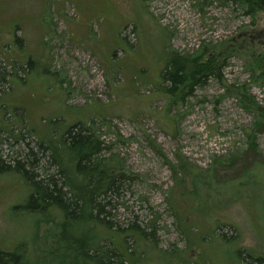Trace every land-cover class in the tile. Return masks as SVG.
<instances>
[{
	"label": "rangeland",
	"instance_id": "rangeland-1",
	"mask_svg": "<svg viewBox=\"0 0 264 264\" xmlns=\"http://www.w3.org/2000/svg\"><path fill=\"white\" fill-rule=\"evenodd\" d=\"M250 23L251 17L237 5L219 0L205 4L198 0H0V64L9 74L13 70L10 82L0 87V106L8 111L5 118L13 122L16 132L22 122L15 121L21 116L40 135L62 133L76 120L94 118L111 151L139 176L127 196L132 214L143 226L155 213L159 248L183 249L186 240L168 205L177 193L170 166L177 163L179 152L205 171L239 149L244 150L242 156L251 155L245 128L251 126L253 116L234 97H221L223 89L210 80L188 96L180 110L170 112L169 116H176L172 124L163 115L166 96L159 93L165 52L173 48L192 53L204 41H223ZM257 27L264 29V19ZM244 64L231 58L224 69L226 78L248 80ZM27 66V72L20 69ZM251 92L264 103V88L252 85ZM2 113L0 109V118ZM23 132L26 141L34 144L35 138ZM151 139L163 156L152 148ZM256 143L258 153L248 159L252 158L247 168L251 179L254 164L259 160L257 165H264V133H257ZM4 153L16 156L9 144ZM224 162L222 166L229 164ZM185 177L191 188V177ZM261 181L262 185L252 180L242 186L244 191L230 203H214L199 212L205 231L215 227L216 218L233 224H223L213 237L203 239V256H209L203 264H246L247 251L264 253ZM24 189L17 175H0L1 245L29 231V219H16L10 210L23 199ZM235 247L242 250L238 256Z\"/></svg>",
	"mask_w": 264,
	"mask_h": 264
},
{
	"label": "trees",
	"instance_id": "trees-1",
	"mask_svg": "<svg viewBox=\"0 0 264 264\" xmlns=\"http://www.w3.org/2000/svg\"><path fill=\"white\" fill-rule=\"evenodd\" d=\"M205 1L213 0H198V4ZM219 1L237 5L251 17V23L249 27L241 26L223 41L215 44L204 41L192 53H181L173 48L165 52L168 57L164 59L159 87V93L165 94L167 99L163 115L175 123L176 116H169L170 112L180 110L196 89L215 80L223 89L221 97H234L238 105L253 116L251 126L245 128L246 146L251 155L242 156L244 150L239 149L232 157L217 159L215 166L205 171L197 168L182 152L177 154V163L170 166L177 193L170 196L168 205L176 218L177 230L186 240L185 248H159L160 226L155 213L143 226L132 214L127 196L132 185L140 180L139 176L111 151L94 118L89 117L86 122L76 120L62 133L51 131L40 135L31 130L21 116L15 121L19 125L22 122L16 132L11 126L13 122L5 118L8 111L0 106L3 110L0 175L15 174L24 184L23 199L10 210L16 219L28 218L31 225L26 235L10 241L11 244L6 241L0 244V264H203L209 260V256L202 253L203 239L213 237L223 224H233L216 218L215 227L205 231L198 216L206 211V206L230 203L252 180L262 185L264 179V165H257L259 160L252 167L256 172L253 179L247 171L252 156L258 153L257 133H264V103L251 92L252 85L264 88V29L257 27L264 19V0ZM233 57L244 60L250 74L248 80L230 82L226 78L224 69ZM27 68L20 69L27 72ZM12 71L9 74L0 64V87L10 82ZM103 122L106 124L105 119ZM24 130L28 137L35 138L34 144L26 141ZM9 138L15 141L9 143ZM7 144L16 153L15 157L4 153ZM150 145L158 155H164L154 140H150ZM249 157L252 158L248 160ZM232 158L238 161L230 163ZM225 159L229 164L222 166ZM226 170H231V174ZM185 176L191 177V188ZM214 187L217 191H213ZM211 195L215 199H210ZM128 213L130 217L124 220L123 216ZM241 252L235 247L236 256ZM246 253V264H264L263 252L255 254L249 250Z\"/></svg>",
	"mask_w": 264,
	"mask_h": 264
}]
</instances>
